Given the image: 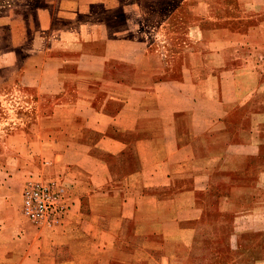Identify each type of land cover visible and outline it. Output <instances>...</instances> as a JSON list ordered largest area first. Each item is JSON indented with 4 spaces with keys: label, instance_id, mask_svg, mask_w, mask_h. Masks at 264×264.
<instances>
[{
    "label": "crops",
    "instance_id": "crops-1",
    "mask_svg": "<svg viewBox=\"0 0 264 264\" xmlns=\"http://www.w3.org/2000/svg\"><path fill=\"white\" fill-rule=\"evenodd\" d=\"M29 8L0 20V264H233L221 236L264 216V0ZM32 168L53 229L11 205Z\"/></svg>",
    "mask_w": 264,
    "mask_h": 264
},
{
    "label": "rangeland",
    "instance_id": "rangeland-1",
    "mask_svg": "<svg viewBox=\"0 0 264 264\" xmlns=\"http://www.w3.org/2000/svg\"><path fill=\"white\" fill-rule=\"evenodd\" d=\"M43 0H0V20L5 18V16H10L11 11L15 12L22 16L24 14L27 16L29 7L37 6L42 3ZM59 0H55L58 2ZM64 2L73 1V0H63ZM165 3V2H164ZM181 15V14H179ZM182 17V16H181ZM5 28V27H3ZM179 30V29H178ZM37 165H39L38 161H35ZM35 163V164H36ZM39 167V166H38ZM40 176L44 178L46 175L42 169H29L25 173V178L23 180V184H25L27 178L31 176ZM46 179V178H44ZM22 184V186H23ZM22 189V187H21ZM260 194H264V191L261 190ZM19 191L17 196L11 199L13 208L16 209L19 213V205H20V197ZM261 212L264 209V204H261ZM228 224H230V219L226 220ZM245 228L248 227L241 234L237 235H222L221 236V246L220 251L217 253V257L221 261L225 260V262H232L233 264H252L255 262L256 264H264V216L260 218H255L254 220H249L246 223ZM231 225V224H230ZM244 228V229H245ZM251 228H258L259 232H252ZM230 227L228 231H230ZM207 242L209 248H211L212 244L215 242L214 237H207ZM205 242V239L203 238ZM209 260L213 264V255L212 251L209 250Z\"/></svg>",
    "mask_w": 264,
    "mask_h": 264
},
{
    "label": "built area",
    "instance_id": "built-area-1",
    "mask_svg": "<svg viewBox=\"0 0 264 264\" xmlns=\"http://www.w3.org/2000/svg\"><path fill=\"white\" fill-rule=\"evenodd\" d=\"M67 209L66 196L56 180L38 175L27 178L19 205L24 220L35 227L53 229L62 224Z\"/></svg>",
    "mask_w": 264,
    "mask_h": 264
}]
</instances>
